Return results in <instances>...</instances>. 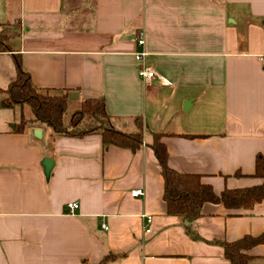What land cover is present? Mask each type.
<instances>
[{"label":"crops","instance_id":"obj_1","mask_svg":"<svg viewBox=\"0 0 264 264\" xmlns=\"http://www.w3.org/2000/svg\"><path fill=\"white\" fill-rule=\"evenodd\" d=\"M0 32V101L18 60L37 89L67 91L71 107L102 99L116 129L135 132L139 118L143 129L135 151L46 126L37 140L17 131L20 106L0 107V264H229L215 242L264 233V199L205 203L193 240L167 214L150 148L159 134L168 167L217 195L262 183L251 176L264 158V0H0ZM142 67L169 86L145 83ZM247 253L264 264V245Z\"/></svg>","mask_w":264,"mask_h":264},{"label":"trees","instance_id":"obj_2","mask_svg":"<svg viewBox=\"0 0 264 264\" xmlns=\"http://www.w3.org/2000/svg\"><path fill=\"white\" fill-rule=\"evenodd\" d=\"M7 35L0 32V52H8ZM17 75L15 80L3 92L4 98L0 107L11 108L20 106L22 117L17 131L26 127L46 126L51 130V138L56 136L84 137L98 134L104 147L116 146L135 151L142 144V121L135 119L137 130L127 133L113 125V119L105 111L102 99L82 101L71 107L67 91L37 89L31 82L29 74L24 71L16 60ZM159 134H153L150 148L153 150L161 167L164 180L163 200L167 214L182 219L186 233L195 241L200 240L194 230V222L201 215V207L205 203L221 204L226 209L250 210L264 199V158H255L254 173L251 177L262 180L258 186L241 189H225L215 194L210 185L201 182L196 174H181L167 165L168 154L160 141ZM236 176H240L236 173ZM223 248L224 258L229 264H248L251 256L248 251L258 245H264V233L259 236H244L234 242H215ZM108 254L97 264L123 257Z\"/></svg>","mask_w":264,"mask_h":264},{"label":"built area","instance_id":"obj_3","mask_svg":"<svg viewBox=\"0 0 264 264\" xmlns=\"http://www.w3.org/2000/svg\"><path fill=\"white\" fill-rule=\"evenodd\" d=\"M137 43L139 45H143L144 41H143L142 38H140V39H137ZM143 56H144L143 53L137 54L136 55L137 61H141ZM138 75L147 84H149L152 81V79L157 78L159 80L161 86H164V87L169 86V82L168 81H164L150 67L139 68ZM143 194H144V192H143L142 189H136V190L131 192V196L132 197H141V196H143ZM65 209H66L68 214L74 215L75 212L79 209V205L76 202L67 203L66 206H65ZM144 221H145L146 226H148L150 221H151V219H150L149 216L148 217H144ZM102 227H103V229H107V227L105 225H103ZM145 232L149 233V229L147 228L145 230Z\"/></svg>","mask_w":264,"mask_h":264},{"label":"water","instance_id":"obj_4","mask_svg":"<svg viewBox=\"0 0 264 264\" xmlns=\"http://www.w3.org/2000/svg\"><path fill=\"white\" fill-rule=\"evenodd\" d=\"M31 135L34 139L40 140L42 136V131L39 128H34L31 131ZM43 166L45 168L46 174H48L51 166H52V161L50 159H45L43 161Z\"/></svg>","mask_w":264,"mask_h":264}]
</instances>
